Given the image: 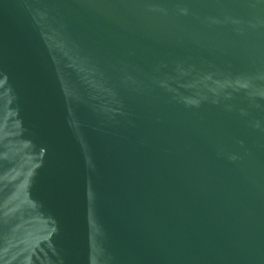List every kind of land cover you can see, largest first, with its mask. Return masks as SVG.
Returning a JSON list of instances; mask_svg holds the SVG:
<instances>
[{
	"label": "water",
	"instance_id": "1",
	"mask_svg": "<svg viewBox=\"0 0 264 264\" xmlns=\"http://www.w3.org/2000/svg\"><path fill=\"white\" fill-rule=\"evenodd\" d=\"M0 264H264V0H0Z\"/></svg>",
	"mask_w": 264,
	"mask_h": 264
}]
</instances>
